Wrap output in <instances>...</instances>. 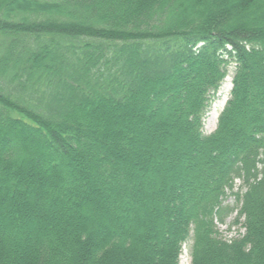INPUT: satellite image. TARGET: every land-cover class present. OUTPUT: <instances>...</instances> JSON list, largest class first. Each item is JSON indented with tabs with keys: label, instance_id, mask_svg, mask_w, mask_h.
<instances>
[{
	"label": "trees",
	"instance_id": "trees-1",
	"mask_svg": "<svg viewBox=\"0 0 264 264\" xmlns=\"http://www.w3.org/2000/svg\"><path fill=\"white\" fill-rule=\"evenodd\" d=\"M190 238L191 264H264V0H0V264H178Z\"/></svg>",
	"mask_w": 264,
	"mask_h": 264
},
{
	"label": "rangeland",
	"instance_id": "rangeland-1",
	"mask_svg": "<svg viewBox=\"0 0 264 264\" xmlns=\"http://www.w3.org/2000/svg\"><path fill=\"white\" fill-rule=\"evenodd\" d=\"M231 77L232 67H230L228 75L226 76L218 92L216 93L205 116L203 122V131L205 134L212 132L216 127L219 112L229 97ZM244 191L245 188L241 180H236L234 182L232 190H226V196L223 199V205L228 206L230 208V211L224 216L223 222H219L217 220L215 221L220 238L225 241L236 238L244 232V228L241 226V222L243 221V219L237 218V211L241 203L238 202L235 195L232 194V192L243 193ZM191 243L192 241L190 238L182 245L178 264H191Z\"/></svg>",
	"mask_w": 264,
	"mask_h": 264
}]
</instances>
